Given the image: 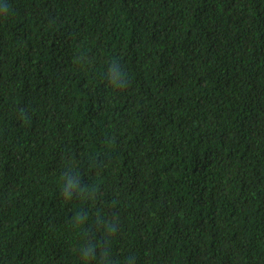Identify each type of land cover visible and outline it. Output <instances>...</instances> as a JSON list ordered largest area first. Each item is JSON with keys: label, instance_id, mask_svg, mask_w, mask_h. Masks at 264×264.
I'll use <instances>...</instances> for the list:
<instances>
[{"label": "trees", "instance_id": "obj_1", "mask_svg": "<svg viewBox=\"0 0 264 264\" xmlns=\"http://www.w3.org/2000/svg\"><path fill=\"white\" fill-rule=\"evenodd\" d=\"M0 264H264V0H0Z\"/></svg>", "mask_w": 264, "mask_h": 264}]
</instances>
